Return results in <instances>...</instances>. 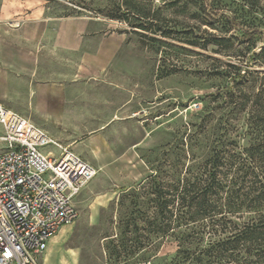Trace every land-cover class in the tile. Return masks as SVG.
I'll return each mask as SVG.
<instances>
[{"label": "rangeland", "instance_id": "rangeland-1", "mask_svg": "<svg viewBox=\"0 0 264 264\" xmlns=\"http://www.w3.org/2000/svg\"><path fill=\"white\" fill-rule=\"evenodd\" d=\"M242 2L28 0V11L10 5L0 14V102L96 170L73 199L76 220L52 237L42 264H140L147 239L152 254L174 250L169 242L155 248V234L146 230L154 217L152 203H145L153 181L146 178L187 159L191 124L200 125L206 95L220 83L210 74L212 59L226 60L202 39L188 44L182 30L216 32L203 11L230 13ZM128 9H148L153 25L131 27L118 18ZM68 17L81 22L78 51L56 45ZM155 23L163 28L156 33ZM101 49L102 65L93 61ZM203 128H197V154L206 141ZM40 151L60 149L50 143Z\"/></svg>", "mask_w": 264, "mask_h": 264}, {"label": "trees", "instance_id": "trees-1", "mask_svg": "<svg viewBox=\"0 0 264 264\" xmlns=\"http://www.w3.org/2000/svg\"><path fill=\"white\" fill-rule=\"evenodd\" d=\"M242 1L230 13L203 11L216 32L182 30L188 44L202 39L226 60L212 59L210 74L220 83L206 95L200 125L191 124L187 159L146 178L153 182L145 203L154 208L146 230L155 248L169 242L174 250L152 254L147 239L140 264H264V6ZM118 18L140 29L153 25L148 9ZM156 25L154 33L163 29ZM202 124L206 141L197 154Z\"/></svg>", "mask_w": 264, "mask_h": 264}, {"label": "built area", "instance_id": "built-area-1", "mask_svg": "<svg viewBox=\"0 0 264 264\" xmlns=\"http://www.w3.org/2000/svg\"><path fill=\"white\" fill-rule=\"evenodd\" d=\"M0 264H42L48 242L78 212L73 199L96 170L0 102ZM54 144L59 154L40 147Z\"/></svg>", "mask_w": 264, "mask_h": 264}, {"label": "crops", "instance_id": "crops-1", "mask_svg": "<svg viewBox=\"0 0 264 264\" xmlns=\"http://www.w3.org/2000/svg\"><path fill=\"white\" fill-rule=\"evenodd\" d=\"M10 5L11 6L15 5V7H17L18 9L24 6L25 7L24 9H26L27 8L26 5H28V0H2V1L0 0V14L5 11L7 12L9 10ZM38 9L40 8H37L36 10H34L35 12L33 11V13L37 12L36 15H39ZM27 11H28V8H27ZM80 23L81 22H80V19H78V17H68L62 21L57 31L56 40H55L56 45L59 48L68 49L71 51H78L80 49V47L82 46V40H81L82 29H81ZM106 55L107 54L105 52V49H101L100 52H97L93 55L94 57L93 61H95L94 63L102 65V63L105 62ZM52 237L50 238V240L52 239Z\"/></svg>", "mask_w": 264, "mask_h": 264}]
</instances>
